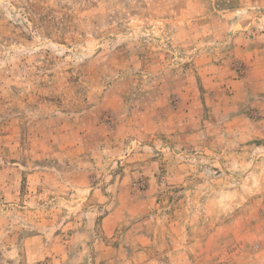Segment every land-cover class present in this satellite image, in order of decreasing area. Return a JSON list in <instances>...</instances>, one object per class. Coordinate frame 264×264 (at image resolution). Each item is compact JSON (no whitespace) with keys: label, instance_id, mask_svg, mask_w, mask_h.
Here are the masks:
<instances>
[{"label":"rangeland","instance_id":"1","mask_svg":"<svg viewBox=\"0 0 264 264\" xmlns=\"http://www.w3.org/2000/svg\"><path fill=\"white\" fill-rule=\"evenodd\" d=\"M0 264H264V0H0Z\"/></svg>","mask_w":264,"mask_h":264}]
</instances>
